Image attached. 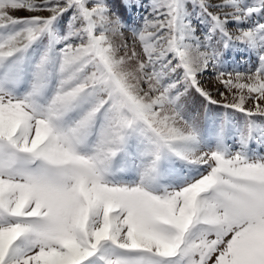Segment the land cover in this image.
Returning a JSON list of instances; mask_svg holds the SVG:
<instances>
[{
  "label": "snow or ice",
  "instance_id": "snow-or-ice-1",
  "mask_svg": "<svg viewBox=\"0 0 264 264\" xmlns=\"http://www.w3.org/2000/svg\"><path fill=\"white\" fill-rule=\"evenodd\" d=\"M0 264H264V0H0Z\"/></svg>",
  "mask_w": 264,
  "mask_h": 264
},
{
  "label": "trees",
  "instance_id": "trees-1",
  "mask_svg": "<svg viewBox=\"0 0 264 264\" xmlns=\"http://www.w3.org/2000/svg\"><path fill=\"white\" fill-rule=\"evenodd\" d=\"M196 109L199 111V118L201 122H203L205 120V115H206L204 109L200 108L199 104L196 105ZM223 112H224L223 109H217L213 106L209 112V115L216 116L217 114H223Z\"/></svg>",
  "mask_w": 264,
  "mask_h": 264
},
{
  "label": "rangeland",
  "instance_id": "rangeland-1",
  "mask_svg": "<svg viewBox=\"0 0 264 264\" xmlns=\"http://www.w3.org/2000/svg\"><path fill=\"white\" fill-rule=\"evenodd\" d=\"M17 15H19V16H26V15H28V13H26V12H20V13H17ZM125 37H128V38H129V42H131V41H130V36H129L128 33H125ZM116 42H117V43L119 42V38H116ZM204 79H205V81H207V80H209L210 78L206 76V77H204ZM213 94L215 95V92H213Z\"/></svg>",
  "mask_w": 264,
  "mask_h": 264
}]
</instances>
